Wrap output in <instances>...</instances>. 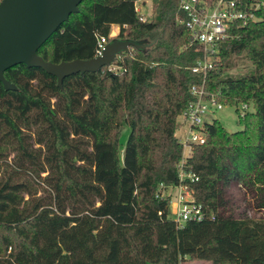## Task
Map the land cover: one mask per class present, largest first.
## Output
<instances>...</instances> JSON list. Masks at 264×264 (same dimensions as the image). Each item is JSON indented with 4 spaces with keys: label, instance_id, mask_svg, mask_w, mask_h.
<instances>
[{
    "label": "trees",
    "instance_id": "trees-1",
    "mask_svg": "<svg viewBox=\"0 0 264 264\" xmlns=\"http://www.w3.org/2000/svg\"><path fill=\"white\" fill-rule=\"evenodd\" d=\"M136 1L81 0L36 50L58 63L94 57L99 36L141 45L109 67L60 86L22 63L3 71L15 89L0 83V264H264V5L232 27L205 75L223 105L252 109L233 132L203 122L184 165L196 179L183 181L203 217L176 226L160 195L179 183L175 119L194 99L201 76L190 67L203 51L177 0H150L143 21ZM242 59L250 68L228 74ZM230 188L260 214H232Z\"/></svg>",
    "mask_w": 264,
    "mask_h": 264
},
{
    "label": "built area",
    "instance_id": "built-area-1",
    "mask_svg": "<svg viewBox=\"0 0 264 264\" xmlns=\"http://www.w3.org/2000/svg\"><path fill=\"white\" fill-rule=\"evenodd\" d=\"M135 3L134 10L139 14V19L143 21L145 18L137 10ZM260 5H264V1L177 0V7L184 15L183 23L189 33V39L201 46L203 54L195 59L190 67L192 73L201 76L200 84L190 85L189 92L194 96V99L179 114L185 128L184 137L179 141L181 146V157L177 163L179 183L168 187L176 188L173 195H166L169 198L168 216L176 226H181L185 221H197L203 217L200 205L194 202L191 189L183 181L191 182L196 179L192 172L185 170L184 165L190 155L191 147L204 142V134L201 131L202 117L206 113L221 109L223 105L218 100V93L204 90L205 75L218 59L220 42L230 37L234 25L241 26L247 22L255 21L257 19L255 11ZM114 34L109 32L108 37H112ZM106 43L107 39L104 36L97 38L94 56L101 53ZM246 106L247 103H239L237 116L240 117L246 111H250Z\"/></svg>",
    "mask_w": 264,
    "mask_h": 264
},
{
    "label": "water",
    "instance_id": "water-1",
    "mask_svg": "<svg viewBox=\"0 0 264 264\" xmlns=\"http://www.w3.org/2000/svg\"><path fill=\"white\" fill-rule=\"evenodd\" d=\"M81 0H0V83L6 90L15 86L3 77V71L15 64L37 67L55 77L57 86L64 77L77 72H94L108 66L119 52L139 47L126 39L112 38L101 53L89 59L52 63L37 55L38 47L77 11Z\"/></svg>",
    "mask_w": 264,
    "mask_h": 264
},
{
    "label": "rangeland",
    "instance_id": "rangeland-1",
    "mask_svg": "<svg viewBox=\"0 0 264 264\" xmlns=\"http://www.w3.org/2000/svg\"><path fill=\"white\" fill-rule=\"evenodd\" d=\"M137 10L139 13H141V16L145 19H150L153 17V13L151 11V1L150 0H143L142 2L137 1L136 3ZM110 34L116 33L117 28L116 26H111L110 28ZM250 68V64L247 60L242 59L238 62V64L231 70H229L228 74H241L244 73L246 70ZM239 104L237 105H222L221 109L214 110L212 113H206L204 114L203 122H209L211 119H217L222 127L227 132H233L240 128V126L237 123V112L236 109ZM247 109L251 110V104L247 103ZM175 130L174 134L177 137L178 141L182 140L184 137V124L181 119V116L178 115L175 119ZM128 133V127L126 125H122L120 127V137H119V146L122 147L126 136ZM121 151V150H120ZM119 151V153H120ZM43 175V173L41 174ZM176 192V188H168L162 190V195L165 196L167 194L173 195ZM229 199H230V210L231 213L236 215L240 213H244L248 216H258L260 213L257 211H254V209L246 206L242 201V191L238 190L237 188H230L229 191ZM179 264H210L209 261H203V260H191L188 257L181 258V261Z\"/></svg>",
    "mask_w": 264,
    "mask_h": 264
},
{
    "label": "crops",
    "instance_id": "crops-1",
    "mask_svg": "<svg viewBox=\"0 0 264 264\" xmlns=\"http://www.w3.org/2000/svg\"><path fill=\"white\" fill-rule=\"evenodd\" d=\"M140 2H142L143 0H139Z\"/></svg>",
    "mask_w": 264,
    "mask_h": 264
}]
</instances>
